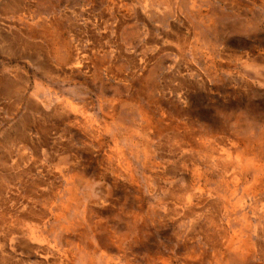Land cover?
<instances>
[{
    "label": "rangeland",
    "instance_id": "374dc122",
    "mask_svg": "<svg viewBox=\"0 0 264 264\" xmlns=\"http://www.w3.org/2000/svg\"><path fill=\"white\" fill-rule=\"evenodd\" d=\"M0 264H264V0H0Z\"/></svg>",
    "mask_w": 264,
    "mask_h": 264
}]
</instances>
